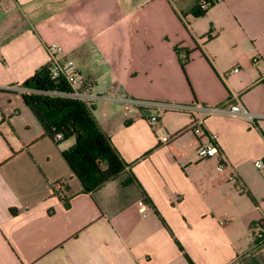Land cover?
Segmentation results:
<instances>
[{"label": "crops", "instance_id": "crops-1", "mask_svg": "<svg viewBox=\"0 0 264 264\" xmlns=\"http://www.w3.org/2000/svg\"><path fill=\"white\" fill-rule=\"evenodd\" d=\"M197 1L0 0V264H264V0H215L196 17ZM176 46L190 49L184 69ZM52 60L135 100L90 104L127 166L89 193L62 156L73 139L44 136L21 96ZM196 118L215 156L196 155Z\"/></svg>", "mask_w": 264, "mask_h": 264}, {"label": "trees", "instance_id": "trees-1", "mask_svg": "<svg viewBox=\"0 0 264 264\" xmlns=\"http://www.w3.org/2000/svg\"><path fill=\"white\" fill-rule=\"evenodd\" d=\"M204 1L207 8L201 9L200 2ZM214 1L198 0L190 13L203 16ZM175 49L184 69L190 49L178 46ZM22 87L27 90L21 93L22 99L39 121L43 135L54 141L58 135L60 140L73 139L72 145L62 151V156L80 181L83 193L93 191L126 168L127 163L112 146L110 137L99 128L90 104L52 92L68 91L69 86L63 78L51 76L49 63L37 68ZM257 225L264 228V219ZM189 263L192 264L190 260Z\"/></svg>", "mask_w": 264, "mask_h": 264}, {"label": "built area", "instance_id": "built-area-1", "mask_svg": "<svg viewBox=\"0 0 264 264\" xmlns=\"http://www.w3.org/2000/svg\"><path fill=\"white\" fill-rule=\"evenodd\" d=\"M201 9L207 8V3L200 2ZM56 47L52 46L50 50L52 53L56 51ZM253 64H257V58H253ZM51 76L53 78L61 77L63 78L69 86L68 91H52L53 93L70 96L72 98L83 101L87 104H92L96 100H110L117 101L124 104L133 103L135 100L129 97L124 93H117L111 91H100L94 92L93 85L91 82L87 81L82 73L78 70L75 63L72 60H65L63 62L58 60H52L50 63ZM238 68H234V71H237ZM151 105H156L160 109H169V108H177V109H188L193 110L195 108L204 109L206 114H210L213 112H226L232 115H238L245 117L249 122L254 123L261 116L249 111L244 105L240 103H232L227 107L224 106H197L196 104H172L168 102H149ZM148 122L159 141L165 142L168 140V136H165L162 132L160 126L159 115L154 114L148 117ZM203 119L196 118L193 119L188 126V129L192 130V132L200 137L205 138L204 141H199V144L196 148V155L199 159H205L212 156H215L218 151V146L216 144V135L215 134H207L202 126ZM60 140V136L56 137V140ZM255 167L260 172V175L264 179V158L256 159L254 161ZM224 165L219 164L218 170H223ZM229 179H235L233 174L229 175ZM63 184L61 182H57L55 184V191L57 193H62ZM139 204L142 205L143 202L139 201Z\"/></svg>", "mask_w": 264, "mask_h": 264}]
</instances>
